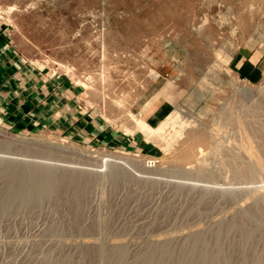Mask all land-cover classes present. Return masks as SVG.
Listing matches in <instances>:
<instances>
[{
    "label": "rangeland",
    "instance_id": "1",
    "mask_svg": "<svg viewBox=\"0 0 264 264\" xmlns=\"http://www.w3.org/2000/svg\"><path fill=\"white\" fill-rule=\"evenodd\" d=\"M245 46L264 54V0H0L18 82L0 84V264H264V69L233 68ZM156 84L171 105L146 120ZM74 87L47 122L16 114Z\"/></svg>",
    "mask_w": 264,
    "mask_h": 264
},
{
    "label": "crops",
    "instance_id": "2",
    "mask_svg": "<svg viewBox=\"0 0 264 264\" xmlns=\"http://www.w3.org/2000/svg\"><path fill=\"white\" fill-rule=\"evenodd\" d=\"M162 9V8H160ZM230 64L233 66V68L235 70H237L240 74V72L250 78L252 80V76L257 75L262 69H264V54H260V53H252V47L249 46H245L240 48L238 51H236L233 54V57L230 60ZM14 79L8 78L6 76V72L0 69V84L2 85V81L4 80L5 83H7L6 85L4 84V87H6L7 85L15 88L18 85V82L16 80V76L14 75L13 77ZM157 80V79H155ZM158 81V80H157ZM156 81V82H157ZM155 84V83H154ZM158 84H156V86H152V88H148L147 91H145L143 94L140 95V97L138 98L137 102L139 106H142V110L144 113L147 112V117L145 116L144 118L146 120H150L151 118H153L157 113L163 117H166L167 114L162 113V107L163 105H171V100L169 99V94L167 93L169 90L166 89V86L160 85L157 86ZM164 86V87H163ZM65 86L63 85L62 87H60V91H65ZM6 89V88H5ZM80 89H78L77 87L73 88L72 91V100L67 101L65 99V95L61 97H59L58 93L59 90L57 92L56 95L52 94L50 96L48 95H41V93L35 91V90H28V96L25 98V100H17L16 103H14L13 105L18 106L19 108L17 109V113H19V109H23L22 107L25 106V108H27V106L32 107L37 104L40 106V112L36 113V114H32L34 120H40V121H46L48 120V108L50 107V105L52 104V102H78V101H82L80 99V96H78V94ZM56 96V98H55ZM78 96V100L75 99V97ZM12 102H0V106L2 107H6L8 105H11ZM19 104V105H17ZM28 110V109H27ZM84 116H81L79 118H74L77 121H79V123L81 122H86L89 123L88 127H86V129L84 130L85 135L87 136H93L94 138H97L98 136L103 138V137H107L108 134H110V132H103L104 127H102V125H100V122H103L100 118H98L97 115H94L93 113H89L88 116L85 117V114H83ZM146 115V114H145ZM14 118L17 116H13ZM143 118V119H144ZM142 123H147L144 120H141ZM148 124V123H147ZM100 125V126H99ZM115 137H117V135H114ZM110 138H114V137H110Z\"/></svg>",
    "mask_w": 264,
    "mask_h": 264
},
{
    "label": "bare ground",
    "instance_id": "3",
    "mask_svg": "<svg viewBox=\"0 0 264 264\" xmlns=\"http://www.w3.org/2000/svg\"><path fill=\"white\" fill-rule=\"evenodd\" d=\"M245 23H246V22H245ZM262 87H263V86H262ZM251 111H252V110H251ZM238 115H239V114H238ZM234 117H235V115H234ZM239 122H240V121H239ZM243 125H245V124H243ZM251 128H252V127H251ZM141 129L144 130L145 132H147V131L149 132L151 128H150V126H148L147 124H143V123H142V125H141ZM244 129H245V128H244ZM0 133H2V132H0ZM245 134H246V133H245ZM242 136H243V135H242ZM18 139H19V137H18ZM249 140H250V139H249ZM18 141H25V139H24V140H23V139H21V140L19 139ZM0 142H1V141H0ZM34 142H35V141H34ZM6 143H7V141H6ZM18 143H19V142H18ZM23 144H24V143H23ZM25 144H26V143H25ZM247 144H248V143H247ZM8 145H9V144H8ZM245 145H246V143H245ZM38 146H39V145H38ZM7 149H8V148H7ZM103 153H104V152H103ZM106 153H107V152H106ZM82 154H83V153H82ZM79 155H81V153H80ZM90 157H91V156H90ZM99 157H100V156H99ZM235 157H236V156H235ZM102 158H103L104 161L110 162L111 164H112V163H115L116 165H118V163H119L118 160H119V159L122 160V161H127V159H126V160L123 159L124 157H123L122 159H121V158H118V159H117V158L113 157L112 154H111V155H110V154H106V155L102 156ZM102 158H101V159H102ZM226 158H227V157H226ZM90 159H91V158H90ZM99 159H100V158H99ZM96 160H97V159H96ZM237 160H238V159H237ZM129 161H130V160H129ZM248 161H249V160H248ZM252 161H253V160H252ZM254 161H255V160H254ZM235 162H236V161H235ZM121 163H123V162H121ZM130 163H131V162H130ZM231 163H232V162H231ZM241 163H242V162H241ZM250 163H251V162H250ZM256 163H259V164H256ZM256 163L254 162V164H256L257 166H256V165H253V166H255V167H252V168H251V166H249V167H250L249 170L252 169V170H251V174H254V173H253V170H255L256 168H257L258 170L264 171V166H262V164H261L260 162H258V161H256ZM237 164H238V163H237ZM252 164H253V163H252ZM260 164H261V165H260ZM113 165H114V164H113ZM116 165H115V166H116ZM233 165H234V164H233ZM16 166H17V165H16ZM28 166H29V165H28ZM33 166H34V165H33ZM38 166H39V165H38ZM242 166H243V165H242ZM11 167H12V166H11ZM237 167H238V166H237ZM10 169H11V168H10ZM31 169H32V168H31ZM226 169H227V168H226ZM231 169H232V168H231ZM242 169H243V167H242ZM245 170H246V177H247L248 174H250V172H248L249 170H247V169H245ZM11 171H12V170H11ZM29 171H30V170H29ZM35 171H36V170H34V172H35ZM43 171H44V170H43ZM238 171H239V170H238ZM255 171H256V170H255ZM255 171H254V172H255ZM256 172H257V174L261 173V172L258 173V171H256ZM238 173H239V172H238ZM244 173H245V171L240 172L239 174H240V176H241V175H245ZM247 173H248V174H247ZM257 174H256V175H257ZM261 174H262V173H261ZM261 174H260V175H261ZM13 175H14V177H15V174H14V173L12 174V177H13ZM256 175H255V177H256ZM19 176H21V175H19ZM19 176L17 175V177H19ZM25 176H28V177H25ZM25 176H24V178H26V179L29 178V175H26V174H25ZM40 176H41V175H40ZM261 176H263V175H261ZM261 176H260V177H261ZM17 177H16V178H17ZM32 177H33V176H32ZM35 177H36V176H35ZM251 177H252V176H251ZM20 178H22V176H21ZM30 179H31V178H30ZM30 179H28L29 182H30ZM33 179H35V178H33ZM13 180H14V179H13ZM31 180H32V179H31ZM18 181H19V180H18ZM21 182H22V181H21ZM23 182H24V181H23ZM23 182H22V183H23ZM35 182H36V181H35ZM35 182H33V184H34ZM13 184H14V183H13ZM26 184H28V183H26ZM29 184H31V183H29ZM33 184H32V185H33ZM24 185H25V183H24ZM21 187H22V186H21ZM23 187H24V186H23ZM25 187H26V186H25ZM27 188H28V187H27ZM28 189H29V188H28ZM16 191H17V189H16ZM23 191H24V190H23ZM23 191H22V192H23ZM18 193H19V192H17V196H18ZM19 194H20V193H19ZM12 195H14V194H12ZM14 196H15V195H14ZM259 199H260V198H259ZM262 205H263V204H262ZM254 211H256V210H254ZM255 213H257V212H255ZM252 214H253V213H252ZM263 214H264V212H263ZM239 223H240V222H239ZM239 223H238V224H239ZM236 224H237V223H236ZM231 225H232V224H231ZM233 225H234V224H233ZM238 229H239V228H238ZM252 232H253V231H252ZM246 234H248V232H247ZM247 236H248V235H247ZM164 249H165V247H164ZM186 249H188V248H186ZM195 249H196V247H195ZM157 250H159V249H157ZM157 250H155L154 252H152L151 257H149V258H151V261H150V262H151L152 264H160V262H161V255H162L164 252H163V249H162V248L160 249L161 251H157ZM164 251H165V250H164ZM168 251H169V250H168ZM206 251H208V250H206ZM194 252H195V251H194ZM165 253H166V252H165ZM204 253H205V252H204ZM223 253H224V251H223ZM187 254H188V253H187ZM194 254H195V253H194ZM202 254H203V253H202ZM203 255H204V254H203ZM203 255H202V256H203ZM162 256H163V255H162ZM206 257H207V256H206ZM210 257H211V255H210ZM210 257H209V258H210ZM212 258H213V257H212ZM219 258H220V257H219ZM222 259H223V258H222ZM213 260H214V259H213ZM222 261H223V260H222ZM255 262H256V261H255ZM218 263H220V262H218ZM224 263H225V262H224Z\"/></svg>",
    "mask_w": 264,
    "mask_h": 264
}]
</instances>
